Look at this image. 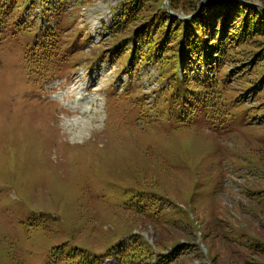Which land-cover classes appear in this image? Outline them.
Wrapping results in <instances>:
<instances>
[{"label": "rangeland", "instance_id": "rangeland-1", "mask_svg": "<svg viewBox=\"0 0 264 264\" xmlns=\"http://www.w3.org/2000/svg\"><path fill=\"white\" fill-rule=\"evenodd\" d=\"M127 1L25 0L2 16L0 264H47L63 242L106 255L100 264H116L126 246L144 264L164 254L174 259L169 264H264V83L253 62L264 36L227 56L218 77L232 71L207 100L174 104L164 91L169 60L129 41L134 24L122 31L117 25ZM183 1L190 10L192 3L214 11L213 0ZM249 1L264 7V0ZM152 3L150 10L181 19L194 15L183 2L177 10L169 0ZM138 46L143 61L131 54ZM47 52L54 54L41 62ZM184 63L175 67L179 75ZM39 69L74 77L27 89ZM23 90L53 91L44 104ZM144 177L157 180L149 187L159 184L161 206ZM194 198L190 216L208 234L200 223L194 230L182 224L177 243L172 213Z\"/></svg>", "mask_w": 264, "mask_h": 264}, {"label": "trees", "instance_id": "trees-1", "mask_svg": "<svg viewBox=\"0 0 264 264\" xmlns=\"http://www.w3.org/2000/svg\"><path fill=\"white\" fill-rule=\"evenodd\" d=\"M152 1L157 2L159 0H128V7L123 15L125 20L123 21L121 17L117 25H120L119 27L122 31L125 27L127 28L129 25L134 24L133 31L127 36L129 41L138 42V45L140 43L147 45L148 50H150L147 52L154 55L158 61L164 62L163 60L165 59L169 60L170 74L164 72L163 76L166 79L169 78L171 83L169 86H166L164 91L174 96V104L182 100H186L187 102H196L200 99L207 100V97L216 92L214 88L215 84L219 80H225L232 71L231 68L225 69V73L221 79L218 77V71L222 70L219 67L226 64L227 56L230 59L231 54H235L236 49L243 43L250 44L251 39L264 36V7L257 10V6L249 0H245V2H240V0H213L212 4L214 5L212 7L214 11L212 15L207 14L206 7L200 9L199 6L197 7L195 4L189 3L193 7L190 10L183 0H169L170 7L173 10H177V3L181 4L183 2V9L187 10L189 8L192 12L188 13H194L189 20L179 18L177 15L168 12L167 9L150 10L152 6L155 7L156 5ZM24 2L25 0H0V42L5 35L3 27L6 25L2 16H5L10 6L20 7ZM48 6L52 8L53 4H49ZM157 6L160 7V4L158 3ZM147 8H149L151 13H145L147 12ZM257 46V49L253 51V62L255 61L254 67L258 71L256 75L260 76L257 78V82L259 81V83L263 84L264 43ZM135 50L136 47L132 48L131 54L134 57L137 56L138 60L143 61L146 51L141 50L139 46L138 50ZM51 54L54 53L47 52L43 55L41 54V62L44 55ZM180 61H185V66H183L179 75L175 67H177ZM195 62H198L196 70L193 66ZM261 66L262 68H260ZM247 70H244V72ZM60 74L48 69L37 70V73L31 74L36 76L34 78H37V82L31 90L44 91L47 81L53 80L58 76L65 77ZM251 75H249V78ZM15 81L21 84V88L23 89L21 77H17ZM194 99L196 101H193ZM156 181V179L151 181L147 177L141 180L142 184L147 188L152 187V182ZM136 182L138 184V181ZM158 185L157 188H159ZM157 188L153 190L150 188L154 193L156 201L159 200L157 195H161ZM158 205L161 206L162 203L158 201ZM196 205L195 198L194 201L187 203L185 209L176 205L172 215L175 216L174 220L178 226L175 225L174 228L166 227L175 230V235L171 234L174 236L175 242H179L176 241L178 239L176 235L179 233L178 227L180 228L182 224L185 228L194 230L200 223L198 230L201 228L200 233L205 235V237L207 236L208 233L203 230L201 221L197 220L196 217L191 218L190 216V212H194L193 207L196 208ZM127 208L131 209V207ZM142 219L145 220V218ZM136 238H138V246L140 248L146 245V243L141 241L140 235L136 236ZM79 245H69L63 242L60 245L53 246L50 250L47 264H100L103 261L102 258L106 256L96 257V255L88 252L90 249ZM254 246L258 245L255 244ZM147 247L149 246L147 245ZM130 248V246L120 247L117 253L118 260L116 264H144L142 261L138 262L140 256L136 258V255L130 251ZM142 252L139 249V254ZM87 256L97 259L92 261ZM216 258V254L211 257L212 260ZM173 260L171 259V255L164 254L160 255L155 264H169Z\"/></svg>", "mask_w": 264, "mask_h": 264}]
</instances>
